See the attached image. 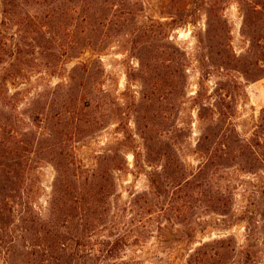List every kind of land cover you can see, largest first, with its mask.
Listing matches in <instances>:
<instances>
[{
    "label": "rangeland",
    "instance_id": "rangeland-1",
    "mask_svg": "<svg viewBox=\"0 0 264 264\" xmlns=\"http://www.w3.org/2000/svg\"><path fill=\"white\" fill-rule=\"evenodd\" d=\"M0 40V195L21 181L46 217L58 164L79 183L110 171L107 226L135 230L120 261L264 264V0H0ZM211 130L222 157L199 149ZM201 167L192 198L172 190ZM143 193L145 216L130 209ZM50 243L3 214L0 264H48L35 254Z\"/></svg>",
    "mask_w": 264,
    "mask_h": 264
},
{
    "label": "trees",
    "instance_id": "trees-1",
    "mask_svg": "<svg viewBox=\"0 0 264 264\" xmlns=\"http://www.w3.org/2000/svg\"><path fill=\"white\" fill-rule=\"evenodd\" d=\"M0 45H2V40H0ZM2 87L4 88V84L0 86L1 90ZM1 97L6 99L8 92L3 91ZM227 109H229L228 106ZM206 111H210V108L206 109ZM211 111L215 115V110L211 109ZM220 112L222 117L225 116L224 112ZM124 136L127 141L133 142L134 137L132 134L126 131ZM212 141L214 144L219 145V151L214 148L213 157H222L224 156L223 153H228L227 148L226 150L221 148L222 146L226 147L225 137L221 136L220 131L216 130H211L210 134L202 137L199 143L200 151L202 152L206 144ZM232 141L237 145L239 156L252 153L250 146H239L238 140L235 141L233 139ZM15 153L18 157V160L14 162L15 168H23L24 170L25 161L21 160L24 158L23 154H18L17 150H15ZM50 153L51 156H61L56 152L55 148ZM134 157H136L135 154ZM126 162L125 160V166ZM59 167L61 165L58 164L59 176L54 186V194L50 201L48 216L42 217L38 214L31 202L27 200L28 197L23 182L10 181L8 186L14 193L7 197L0 195V222L3 214L8 212L10 217L14 219L18 215L22 225H24V229L27 231L34 226L44 228L52 243L36 253L35 256L41 259L45 257L48 260V264H127L125 261H120L122 259L120 255L126 250L129 237L135 230L131 232L130 229L123 230L120 227H115L114 229V225L111 228L107 226L111 219L113 207L111 199L117 192V184L114 182L112 173L110 171H97L93 174H97V176H94L92 181L86 180L79 183L66 179L63 175V170L61 171ZM136 167L138 166L136 165ZM200 169L198 176L190 177L183 182H178L176 185L171 183L172 190L176 191V193H184L186 191L192 198V193L199 188L195 183L197 180L195 177H199V175L204 173V168L201 167ZM151 182L155 184V181ZM86 189H89V195L84 194ZM6 198H11V205ZM214 198L220 204L221 214H226L229 197L223 193H217ZM17 204L21 207L19 211L16 210ZM135 207L136 209L140 208L142 215L145 216L153 212L155 204L150 200L149 194L143 193L135 195L132 199L130 209L133 210ZM14 223L15 220L13 221ZM224 243L225 241H222V244ZM224 245L222 246V249H224L223 254L215 253L209 258L216 259L217 256L228 257L231 252H234V249L230 251ZM250 256L249 253H246L244 264H249ZM189 264H193V262L190 260Z\"/></svg>",
    "mask_w": 264,
    "mask_h": 264
}]
</instances>
